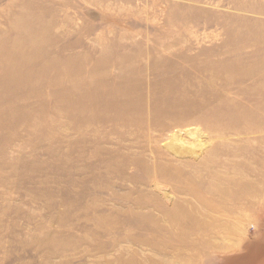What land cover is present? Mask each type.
I'll return each instance as SVG.
<instances>
[{
    "label": "rangeland",
    "instance_id": "obj_1",
    "mask_svg": "<svg viewBox=\"0 0 264 264\" xmlns=\"http://www.w3.org/2000/svg\"><path fill=\"white\" fill-rule=\"evenodd\" d=\"M260 117L264 0H0V264H264ZM203 119L250 135L225 195L168 172L223 141Z\"/></svg>",
    "mask_w": 264,
    "mask_h": 264
},
{
    "label": "bare ground",
    "instance_id": "obj_2",
    "mask_svg": "<svg viewBox=\"0 0 264 264\" xmlns=\"http://www.w3.org/2000/svg\"><path fill=\"white\" fill-rule=\"evenodd\" d=\"M195 113L198 112L196 111L194 112V114ZM212 116L209 117V115L206 114L204 115V118H206L207 120H211L214 119ZM259 119L261 122L260 124L261 127L255 126L257 128H252L253 133L251 134L253 135L251 136H254V138H257L258 140L264 141V119L262 120L261 117ZM203 122L208 126H210L211 131L213 132V135H215L217 140H223L225 143H223V141L217 143H215L216 141H213V143L210 145L211 150H209V154L206 156V159H203L198 164L195 162L190 163V161L185 162L183 164V167H185L184 169L182 170L170 169L168 172L170 173V171H173L174 173L179 175V178L183 179L186 178L185 176H188L187 171L191 173H195V172L200 173L202 171L205 173L207 169H210L212 172H210L208 175L205 173V175L203 176L205 180L211 182L210 184H208L206 192L208 194H212V192H215V194L225 195L224 194L225 188H229L231 184L238 181L237 173L241 175L240 170L243 168V166L241 165L242 163L240 164L239 161L235 162L233 160L232 161L228 160L227 158H229L230 156L232 157L231 154H236V156L242 155L244 153L243 150H246L247 148L241 146V144L244 143V141L248 140L250 138L249 137L250 135H248V133H244L245 130L243 129H241L240 131L236 129L239 127L238 125L242 124L241 121L234 122L233 128L224 127V125L212 126L210 125L209 121H206L204 119ZM229 135H235L237 138H239L242 141H240L237 145L233 146L234 147L233 148L230 146L229 142H226V136ZM173 137H175V135ZM233 143L235 144L236 142ZM168 147H169L168 150L173 153L174 157L175 155L183 157L194 152V154L196 155L195 159L197 160V154H196L197 150L193 148L184 149L181 144L177 143L176 140H172L171 144ZM233 149H236L237 152H232ZM184 150H186V152ZM260 157L261 156H257L256 165H258L261 168L262 164L264 166V162H263L264 157L262 158ZM228 166H231L232 169L229 168ZM175 168H179V167L175 166ZM187 168L189 169L186 171ZM262 169L264 170V168ZM153 175L156 176L157 178L158 176L160 177L161 174L155 172ZM168 177L171 176L168 175ZM139 178L143 180H145L146 178L152 179L153 182V176L148 178V175L147 177L145 175V176H140ZM154 186H156V188H159L157 182L155 183ZM227 194H229V192ZM154 197L155 198L153 200L145 199L144 201L140 197L138 198L134 197V235L146 236L149 234H153L154 233L153 231L156 230L152 227V225H156L158 222H169L170 217H174V215L166 213L164 211L162 213L159 212L158 208L156 207L157 204L154 202V200H157L156 198L158 197L157 196ZM162 200H163L162 202L166 203L168 206V198L166 196H162ZM149 210H152V212H149ZM157 211L159 217L154 215V213ZM237 231L240 232L239 227H237Z\"/></svg>",
    "mask_w": 264,
    "mask_h": 264
}]
</instances>
